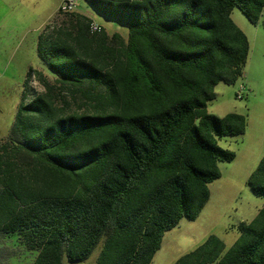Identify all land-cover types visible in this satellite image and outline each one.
Returning a JSON list of instances; mask_svg holds the SVG:
<instances>
[{
	"label": "trees",
	"instance_id": "trees-1",
	"mask_svg": "<svg viewBox=\"0 0 264 264\" xmlns=\"http://www.w3.org/2000/svg\"><path fill=\"white\" fill-rule=\"evenodd\" d=\"M82 1L126 26V40L75 13L38 36L53 82L28 70L0 143V236L32 264L81 262L98 246L93 264H151L164 233L202 211L217 163L235 157L218 139L244 134L245 117L206 106L243 75L248 42L231 11L257 25L264 0ZM32 77L42 92L29 93ZM63 89L82 111H66ZM247 186L264 197V156ZM237 230L228 249L210 235L175 264H264V206Z\"/></svg>",
	"mask_w": 264,
	"mask_h": 264
},
{
	"label": "rangeland",
	"instance_id": "rangeland-1",
	"mask_svg": "<svg viewBox=\"0 0 264 264\" xmlns=\"http://www.w3.org/2000/svg\"><path fill=\"white\" fill-rule=\"evenodd\" d=\"M62 1L0 0V143L8 141L28 70L40 71L53 82V76L37 56L36 46L45 28L67 24V16L57 15ZM73 13L87 16L108 35L117 33L126 40V26L106 18L82 0H76ZM230 18L248 42L243 75L232 85L218 83L206 109L216 117L230 113L244 116L245 132L218 139V145L233 152L234 159L217 163L220 177L208 184L209 199L202 211L195 220L183 218L164 233L151 264H175L210 235L221 239L228 249L238 237V225L249 223L264 206V197L255 195L247 186L248 177L264 156V12L257 25L251 24L237 8L231 11ZM28 86L29 93L43 91L35 77ZM62 94L68 102L67 112L83 110L78 107L82 103L72 100L67 90L63 89ZM99 251L100 246L81 262H69L64 257L63 264H93ZM3 254L6 257L0 258V264H32L36 255L17 244L15 236H0V257Z\"/></svg>",
	"mask_w": 264,
	"mask_h": 264
},
{
	"label": "built area",
	"instance_id": "built-area-1",
	"mask_svg": "<svg viewBox=\"0 0 264 264\" xmlns=\"http://www.w3.org/2000/svg\"><path fill=\"white\" fill-rule=\"evenodd\" d=\"M76 7V0H63L59 5L57 15L58 17H66L69 14L74 12ZM89 30L91 33H98L101 30V26L94 21H92L89 25Z\"/></svg>",
	"mask_w": 264,
	"mask_h": 264
}]
</instances>
